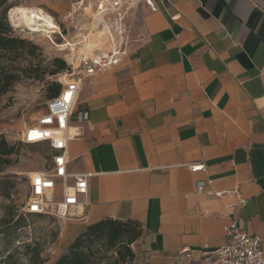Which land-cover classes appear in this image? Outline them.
Returning <instances> with one entry per match:
<instances>
[{
  "label": "crops",
  "instance_id": "1",
  "mask_svg": "<svg viewBox=\"0 0 264 264\" xmlns=\"http://www.w3.org/2000/svg\"><path fill=\"white\" fill-rule=\"evenodd\" d=\"M134 1L139 40L85 76L74 106L68 172L93 176L61 244L130 221L144 264H202L226 242L225 206L239 205L264 251V0Z\"/></svg>",
  "mask_w": 264,
  "mask_h": 264
},
{
  "label": "rangeland",
  "instance_id": "2",
  "mask_svg": "<svg viewBox=\"0 0 264 264\" xmlns=\"http://www.w3.org/2000/svg\"><path fill=\"white\" fill-rule=\"evenodd\" d=\"M80 2L81 0H7V5L11 6L7 19L13 35L37 45L40 49L42 58L39 75L54 69V59H62L69 67H76L83 60H74V57L78 56L90 39L93 16L97 13L94 6L88 3L82 5ZM131 3V9L127 8L121 24L112 26L106 23L114 36L100 35L109 46L116 40L118 52L117 56L109 53V57L101 59L103 64L119 61L134 48L140 38V5L143 3ZM17 7L42 10L53 18L58 29L53 30L55 33L50 35L30 31L25 25L12 20L11 12ZM96 56H99L98 52ZM29 61L26 56L10 59V71L20 69L22 78L6 94L0 96V136L16 150L9 166L5 167L0 162V264H53L68 250V246L61 244L63 220L53 216L24 214L30 191L29 175L47 170L51 161L47 144L29 146L21 142V137L26 128L36 125L40 117L46 114L50 100L49 85L58 84L57 77L54 76L46 75L42 80L31 78L36 73L29 69ZM34 61L38 62L37 59ZM86 61L90 64L96 60L90 58ZM12 220L19 222L9 230L7 226ZM141 238L142 234L131 245L135 254L134 260L125 264H144ZM36 252H40L43 262L35 260ZM93 252L95 264H121L106 243L93 246Z\"/></svg>",
  "mask_w": 264,
  "mask_h": 264
},
{
  "label": "built area",
  "instance_id": "3",
  "mask_svg": "<svg viewBox=\"0 0 264 264\" xmlns=\"http://www.w3.org/2000/svg\"><path fill=\"white\" fill-rule=\"evenodd\" d=\"M95 7L100 21L112 26L121 24L127 10V0H81ZM118 63L103 64L101 60L87 63L82 60L76 67L57 76L62 86L60 95L48 102L46 114L38 123L25 129L21 142L26 145L47 144L52 150L51 164L47 170L29 175L30 191L24 208L25 215L53 216L59 220L80 219L74 210L85 205L89 191L87 174L68 172V143L80 134L71 132V119L79 92L83 87L85 76L92 75L97 69L106 68ZM87 115L80 116V120ZM192 172L206 171V164L201 162L189 166ZM202 191V188H199ZM238 189H235L237 192ZM226 192L214 193L222 201ZM244 202H241L243 204ZM239 205L225 206L228 225L225 229V244L214 251L204 254L202 264H264V251L261 241L251 236L239 226L236 210Z\"/></svg>",
  "mask_w": 264,
  "mask_h": 264
},
{
  "label": "trees",
  "instance_id": "4",
  "mask_svg": "<svg viewBox=\"0 0 264 264\" xmlns=\"http://www.w3.org/2000/svg\"><path fill=\"white\" fill-rule=\"evenodd\" d=\"M10 8L11 6L7 5V0H0V96L6 94L10 87L22 78L20 69L19 71H10V59L16 60V58L26 56L30 60L28 63L29 69H33V72L36 73L31 78L36 80H42L46 75L56 78L70 69L62 59H54L52 62L54 69H49L43 75H39L42 58L40 49L37 45L13 35V30L7 19ZM36 59L38 62L34 63ZM5 62L8 64H5ZM49 91V99H56L62 91V86L59 83H52L49 85ZM48 148L50 150L49 160L51 161L53 152L49 146ZM15 151V147L10 146L6 139L0 136V162L5 167L11 164ZM18 222L12 220L7 228L10 230ZM141 234V226L135 222L101 221L87 227L68 245L67 253L61 255L53 264H95L96 258L93 246L100 243H106L109 249L115 252L116 260L121 264L132 262L135 254L131 249V245L140 238ZM34 258L39 263L43 262L40 252H36Z\"/></svg>",
  "mask_w": 264,
  "mask_h": 264
},
{
  "label": "bare ground",
  "instance_id": "5",
  "mask_svg": "<svg viewBox=\"0 0 264 264\" xmlns=\"http://www.w3.org/2000/svg\"><path fill=\"white\" fill-rule=\"evenodd\" d=\"M16 17H19L18 20H15ZM11 18L13 21H17L19 22V24L25 25L30 31L35 33H44L46 35H50L52 33H55L53 30L58 29L53 18L44 13L42 10L17 7L11 12ZM93 18L94 20L90 29V39L85 43L83 49L80 50L78 56L74 57V60L75 58H77V60H88L91 58L97 61L101 59L104 60V58L109 57V53H113L116 56L118 54L116 49V40H113V45L109 46L101 39V36L105 35L114 36L112 34L110 26L108 27L107 25L103 24L97 16H93ZM95 21H97V24H95ZM105 29H107L108 31H106ZM92 31L95 32L92 33ZM96 52H98V57L96 56Z\"/></svg>",
  "mask_w": 264,
  "mask_h": 264
}]
</instances>
